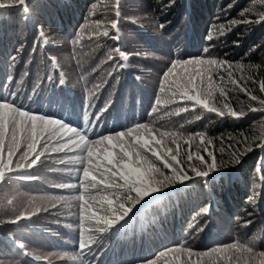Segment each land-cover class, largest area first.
<instances>
[{
  "label": "trees",
  "instance_id": "trees-1",
  "mask_svg": "<svg viewBox=\"0 0 264 264\" xmlns=\"http://www.w3.org/2000/svg\"><path fill=\"white\" fill-rule=\"evenodd\" d=\"M116 2L26 0L25 5L0 9V101L14 100L31 112L85 130L95 140L185 107L178 97L177 103L149 115L163 95V73L172 61L195 57L229 62L235 79L258 100L251 101L239 87L227 83L226 64L218 67L215 83L226 88L229 104L243 115L220 117L188 104L187 111L157 121L155 125L184 133L178 143L190 178L136 204L127 223L96 232L91 251L79 247L78 203L66 206L51 199L79 193V188L58 187L79 184L77 166L61 163L75 153L44 151L37 165L12 172L0 184V264H139L166 247L187 248L198 255L213 245L217 249L231 242L252 247L253 252L239 262L228 255L224 264H262L264 110L252 109H264L259 104L264 99L260 90L264 4L259 0H119L116 30L110 24L117 19ZM104 30L109 36L102 35ZM177 71L183 73L182 68ZM215 95L222 106L223 98L218 91ZM195 133H204V139L211 141L201 144L196 137L191 143L193 154L200 153L207 164L187 160L186 139ZM195 147L199 151L194 152ZM212 164L215 167L209 168ZM193 165L208 171V177H197L190 171ZM163 171L170 174L168 169ZM41 198L48 200L47 207L36 203ZM33 204L44 209L31 214ZM21 214L25 218L11 222Z\"/></svg>",
  "mask_w": 264,
  "mask_h": 264
},
{
  "label": "snow or ice",
  "instance_id": "snow-or-ice-1",
  "mask_svg": "<svg viewBox=\"0 0 264 264\" xmlns=\"http://www.w3.org/2000/svg\"><path fill=\"white\" fill-rule=\"evenodd\" d=\"M25 2L26 0H0V9L14 4L25 5ZM259 2L264 4V0H259ZM115 7L117 19L110 21V24L112 29L118 30L119 0ZM261 19L264 20V14ZM96 23L100 25L103 22L97 21ZM102 35L109 36V32L104 30ZM113 38L119 39V36ZM120 55L123 59H127L125 53L121 52ZM226 64L228 67L224 68V71L228 72L227 83L239 87L240 91L246 93L251 101H257L258 97L249 93L248 89L235 79L234 74L230 71L229 62L211 57L175 59L163 73L160 88L163 95L157 97L149 115L151 117L163 108H167L168 105L177 103L178 97L185 107H177L172 112H164L163 116L156 115L149 123H136L132 127L100 135L95 140L89 138L85 130L70 126L59 119L31 112L18 105L14 100L10 101L5 98L0 101V184L12 172L31 169L37 165L44 155V151L74 152L75 155L66 161L62 160L61 163L66 162L77 166L75 172L79 184H60L58 187L79 188V193L52 197L51 199L64 201L66 206L70 202L78 203L79 247L81 251L84 249L91 251V246L96 243L94 235L96 232L103 233L118 223H127L136 204L151 194L162 191L174 182L183 183L190 178L184 171L181 162L183 154L178 143L179 139L184 138V133L164 129L163 126L154 128L153 125L157 121L165 116L179 115L181 112L187 111L188 104H191L193 108L199 106L206 112L215 113L220 117L227 115L239 118L243 115V113L235 111L229 104L226 88L215 83L218 67H224ZM178 68H182L183 73L177 71ZM219 80L223 84L224 77L220 75ZM260 90L264 92V81L260 82ZM217 91L223 98L222 106L217 103L215 95ZM259 104L264 105V99H260ZM257 110L264 109H252V111ZM204 135V133L189 134L186 141L189 144L187 152L189 162L195 159L202 164H207L200 153L193 154L191 148V143L196 137L201 138V144H210L211 141L205 140ZM53 137L57 139L53 141ZM169 139L172 144L176 145L175 150L168 145ZM22 145L23 151L21 152ZM38 146L42 147L43 151ZM260 146L264 147V144ZM5 150L7 155H5ZM17 155L18 158L13 159ZM208 155L213 156V153L208 152ZM151 157H154L155 160ZM157 161L163 165V169H168L170 174H165L163 169L157 165ZM208 167L213 168L215 165H208ZM67 171L71 173L72 170L68 169ZM190 171L197 177L207 178L209 175L208 171L201 170L194 165L190 167ZM23 178L34 179L30 176ZM129 203L132 204L131 207L126 206ZM33 209L31 214L41 210L35 204H33ZM23 218L25 217L21 214L11 222H19ZM23 247L24 245L20 244V248ZM227 248L249 254L253 252L252 247L239 243L228 245ZM177 251L187 253L188 260L185 264H192L193 251L187 248L168 249L161 252L160 256L166 257L168 252ZM223 251V249L213 250L217 254ZM206 255L210 254H198V256ZM260 255L264 256V253ZM181 259H183L182 256ZM150 264H156V262L152 261Z\"/></svg>",
  "mask_w": 264,
  "mask_h": 264
},
{
  "label": "rangeland",
  "instance_id": "rangeland-1",
  "mask_svg": "<svg viewBox=\"0 0 264 264\" xmlns=\"http://www.w3.org/2000/svg\"><path fill=\"white\" fill-rule=\"evenodd\" d=\"M228 10H231V7L228 8ZM154 128H159L160 126L158 125H153ZM172 129V128H170ZM156 135H159V133H156ZM188 139H186L187 141ZM196 142V141H195ZM194 142V145H195ZM168 145L171 146L172 148H176L175 144L171 143V140L169 139L168 141ZM189 146V144H188ZM40 148V150H42V147L38 146ZM199 151L198 149H196V147L194 148V152ZM46 154L44 153L43 157ZM150 156V153H149ZM202 157V155H201ZM153 158V157H151ZM199 161V160H198ZM156 195V193H153L152 196ZM151 198L146 197L144 199L145 202H147L148 200H150ZM44 199H39L36 203H41L43 204L45 207H47L48 203L46 200L45 202H43ZM53 204H57L55 200H52ZM44 206H41L40 209L43 210ZM40 210V211H41ZM233 244V242L231 243H227L224 246L218 247L217 249H223L224 251L222 253H214L213 250L215 249V246L217 245H213L210 248L211 249H207V251H205L204 253H209L210 255H206V256H198L196 254L193 253L192 256V264H224V259H228V255L230 256H236L238 262L242 259V256H246L247 253H244L242 251H237L236 249H228L227 246ZM168 249H183L180 247H166L163 248L162 250H160L156 255H154L152 258H149L148 260H146L145 262L139 263V264H150V262L155 261L156 264H185V262L188 260V256L187 253H183L181 251H177V252H168L166 257H161L160 253L167 251ZM181 256L183 257V259H181ZM61 260V259H60ZM200 260V261H199ZM64 261V260H61ZM65 262V261H64Z\"/></svg>",
  "mask_w": 264,
  "mask_h": 264
}]
</instances>
